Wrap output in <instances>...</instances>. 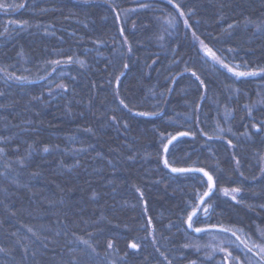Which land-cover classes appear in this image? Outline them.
Here are the masks:
<instances>
[{
    "label": "trees",
    "instance_id": "16d2710c",
    "mask_svg": "<svg viewBox=\"0 0 264 264\" xmlns=\"http://www.w3.org/2000/svg\"><path fill=\"white\" fill-rule=\"evenodd\" d=\"M0 5V264H264V0Z\"/></svg>",
    "mask_w": 264,
    "mask_h": 264
},
{
    "label": "snow or ice",
    "instance_id": "6c2138e0",
    "mask_svg": "<svg viewBox=\"0 0 264 264\" xmlns=\"http://www.w3.org/2000/svg\"><path fill=\"white\" fill-rule=\"evenodd\" d=\"M0 7H4V6H3V5H0ZM20 7H23V5H20ZM177 7H178V5H177ZM181 15H183V13H181ZM168 23H169V25H171V26L174 27V24H173V22H172L171 20H169ZM185 24H187V21H186V20H185ZM161 39H162V37H161ZM201 44H202V46L205 48V51H206V53H207L208 55L212 56V58H213L214 60H216V61H218L219 63L223 64V62L219 60V57H217L216 54H215L211 49L207 48L206 45H203V42H201ZM68 59H69V61H71L72 58L69 57ZM57 63H59V61H57ZM223 66H224V67H227V65H223ZM262 71H264V70H262ZM255 74H256L255 72H237V73H236L237 76H241V77H242V76L255 75ZM20 79H22V78H20ZM201 83H203V82L201 81ZM121 103H123V101H121ZM140 115H155V113H151V114H149V113H140ZM113 119H115V118H113ZM180 135H181V136H183V135H188V133H181ZM172 139L175 140L176 138H175V137H172ZM169 143H171V140L169 141ZM229 143H231V142L229 141ZM47 150H48V149L46 148L45 151H47ZM164 151H167V148H165ZM164 163H165V165H168V160L165 159V160H164ZM172 171H173V172H180V173L202 172L205 176H207V178H208V182H210L209 190H208L207 192L203 193V196L201 197V200H200V203H201V204L205 203L203 197H208V196H209V193L212 191L211 182H212L213 178H212V176H211L210 174H208L207 172H204L203 169H180V168H172ZM239 192H240V189H239V188H233V189H231V190H228V189H225V190H224V194H225L226 196L231 195L233 200L236 199V195H234V193H239ZM199 210H200V209L198 208V206H196V207H194V210L192 211V213L188 215V217H187V226H188V228H190V229L193 228V224H194L195 222H197V221H194L193 218L197 216V212H198ZM203 211H204L205 213H207L208 209H207V208H204ZM211 227H212V228H217V227H219L220 231L223 232V233H229V232H230V233H232L233 236L236 235V231L233 230L232 228H225V227H223V226H218V225H213V226H211ZM194 231H195L196 233H201V232H208L209 229L195 228ZM240 231H242V229H241ZM236 239H237V240H240V237H236ZM85 243H86V242H85ZM233 243H234V242H233ZM241 244L244 245V249H245L244 254L246 255L247 252L249 251L247 240H241V241H240V244H236L235 246H236L237 248H239ZM109 247H111V244H109ZM131 247H132V248H137L138 245H136V244H132ZM186 247H187V245H186ZM197 248H199L198 245H197ZM220 251H225V249L221 248ZM261 252H264V249H261L260 251H258V252H257V255H261ZM226 255H227L228 257H231V253H230V252H227ZM232 259L238 261V258H237V257H232ZM262 259H264V256H262Z\"/></svg>",
    "mask_w": 264,
    "mask_h": 264
},
{
    "label": "rangeland",
    "instance_id": "374dc122",
    "mask_svg": "<svg viewBox=\"0 0 264 264\" xmlns=\"http://www.w3.org/2000/svg\"><path fill=\"white\" fill-rule=\"evenodd\" d=\"M186 27L188 28V24H186ZM192 38H193L194 43L198 46V48H199L200 51L206 56V58H208V59H209L213 64H215L216 66H219V67L225 69L226 71H228L229 73H231V74H232L233 76H235L236 78H240V77H241V76H237V75H236L237 72H255V73H256L255 75H249V76H258V75H260V74H262V73L264 72V71H262V70H256V69H245L244 67H242V66H240V65H238V64L226 62V61L223 60V59H222V58H221V57H220V56H219V55H218L213 49H211L210 47H208V46H207V45H206L201 39H199V38H198L196 35H194L193 33H192ZM201 42H203V45H206L207 48L211 49V50L216 54V56L219 57V60L222 61L223 64L219 63L218 61L214 60V59L212 58V56L208 55V54L206 53V51H205V48L202 46ZM223 65H227V67H224ZM242 77H248V76H242ZM59 90H60V88H59L57 91H59ZM224 190H225V189H223V190L221 191L222 195L225 196V197H228V198L232 199V196H231V195L226 196V195L224 194ZM228 190H231V189H228ZM234 195H236V199H235V200H237V199H238V195H239V193H234ZM232 200H233V199H232ZM198 208L200 209L198 212H200V211L204 212V211H203V209L205 208V207H204V203L201 204L200 201H199ZM198 212H197V213H198Z\"/></svg>",
    "mask_w": 264,
    "mask_h": 264
}]
</instances>
